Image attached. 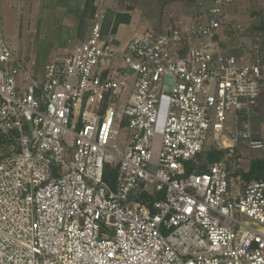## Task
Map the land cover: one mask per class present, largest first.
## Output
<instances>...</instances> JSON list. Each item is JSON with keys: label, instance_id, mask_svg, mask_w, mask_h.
Listing matches in <instances>:
<instances>
[{"label": "built area", "instance_id": "1", "mask_svg": "<svg viewBox=\"0 0 264 264\" xmlns=\"http://www.w3.org/2000/svg\"><path fill=\"white\" fill-rule=\"evenodd\" d=\"M237 1L209 0L188 26L121 51L98 6L88 36L41 76L0 23V264H264V178L233 176L241 142L264 150L250 136L264 47L250 59L221 47ZM210 142L225 154L198 172Z\"/></svg>", "mask_w": 264, "mask_h": 264}, {"label": "crops", "instance_id": "2", "mask_svg": "<svg viewBox=\"0 0 264 264\" xmlns=\"http://www.w3.org/2000/svg\"><path fill=\"white\" fill-rule=\"evenodd\" d=\"M22 8L37 11L38 21L48 28L47 35L39 37L44 44L35 55H22L18 45L13 44L24 64L34 76H41L52 58L70 53L75 44L88 36L92 13L98 6L108 10L104 32L108 34L119 17L121 22L113 34L114 43L121 51L132 38L154 29L164 31L170 26H188L198 14L209 6V0H19ZM94 8V9H93ZM130 21L126 22V17ZM45 41V43H44ZM43 51V52H42Z\"/></svg>", "mask_w": 264, "mask_h": 264}, {"label": "rangeland", "instance_id": "3", "mask_svg": "<svg viewBox=\"0 0 264 264\" xmlns=\"http://www.w3.org/2000/svg\"><path fill=\"white\" fill-rule=\"evenodd\" d=\"M19 0H0V23L4 30V34L7 40L20 47L22 55L34 56L35 51H38L39 47L44 44L40 41L39 37L47 35L48 28H44L41 21H38V13L35 11H29L28 8H22L19 4ZM230 20L231 25L224 29V33L221 34L220 45L221 47L228 48L233 52H244L248 58L254 54L253 45L259 43L264 47V0H238L230 8ZM234 25V26H233ZM218 41V40H217ZM45 43V41H44ZM14 48V46H13ZM15 49V48H14ZM16 51V50H15ZM43 52V51H42ZM52 58L51 60H54ZM172 84V77L168 75L166 78V89ZM161 117L157 126L156 146L157 151L158 144L163 132L164 121L166 113L168 111V96L164 94L161 96L160 105ZM251 137H264V111H257L255 115L251 116ZM232 123L233 129L242 127L241 124ZM249 137L245 140L248 141ZM125 140V130H123L120 141ZM241 142L242 160L238 161L239 167L233 174L234 182L239 183L236 178L239 174L238 170L248 171L250 168V162L254 158H264V150H252L248 147V142ZM7 146H0L1 151H8ZM216 149L215 143H209L202 151L199 161L205 164L208 159L209 150ZM116 172L109 168V184L112 187L116 185L117 169ZM240 184L243 185L245 181L241 176Z\"/></svg>", "mask_w": 264, "mask_h": 264}, {"label": "trees", "instance_id": "4", "mask_svg": "<svg viewBox=\"0 0 264 264\" xmlns=\"http://www.w3.org/2000/svg\"><path fill=\"white\" fill-rule=\"evenodd\" d=\"M93 0H88V6H92ZM94 9V8H93ZM95 11H93L92 16H94ZM126 22L130 21V17L127 16L125 19ZM121 22V20L118 19L116 20L115 24L111 27V32L115 33L117 30V26L118 24ZM225 154L224 150H217V149H212L209 150L208 152V159L210 162L215 161L221 157H223ZM207 164H200V165H196V166H192L193 169H195L196 171L200 172V171H205L207 169ZM191 168V167H190ZM114 172H116L115 169H112ZM191 170V169H190ZM239 175L242 176V178L245 181H251L253 179H259V178H264V158L260 157V158H254L251 160L250 162V168L248 171H244V170H238L237 172ZM104 178L106 181L109 180V166L106 167L105 169V173H104Z\"/></svg>", "mask_w": 264, "mask_h": 264}]
</instances>
